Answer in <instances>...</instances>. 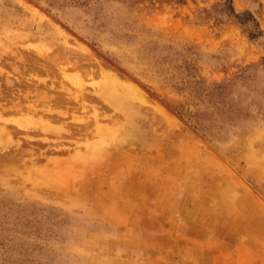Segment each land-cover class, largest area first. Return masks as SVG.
I'll return each mask as SVG.
<instances>
[{
	"label": "rangeland",
	"instance_id": "1",
	"mask_svg": "<svg viewBox=\"0 0 264 264\" xmlns=\"http://www.w3.org/2000/svg\"><path fill=\"white\" fill-rule=\"evenodd\" d=\"M223 3L0 0V264H264V0Z\"/></svg>",
	"mask_w": 264,
	"mask_h": 264
},
{
	"label": "bare ground",
	"instance_id": "2",
	"mask_svg": "<svg viewBox=\"0 0 264 264\" xmlns=\"http://www.w3.org/2000/svg\"><path fill=\"white\" fill-rule=\"evenodd\" d=\"M36 52H38L39 51V49H37V48H33ZM9 64V63H8ZM79 64L76 62V61H74L71 65H70V67L71 68H78V67H80V66H78ZM75 69V70H76ZM1 73V72H0ZM63 74V73H62ZM8 75V74H7ZM10 76V75H9ZM18 79V78H17ZM21 79V78H20ZM24 79V77L22 78V80ZM67 79V78H66ZM69 80L71 79V80H74L73 79V77L71 78H68ZM37 80H39V79H37ZM70 80V81H71ZM77 80V79H76ZM106 80V82H105V84L102 86V88H101V93H100V98H102L103 99V101H105V102H107V104L108 103H111V104H115V105H117V108H119V109H125V103H122L123 101L121 100V99H119V97L116 95V93H115V80H114V78H110L109 77V79H105ZM14 81H16V82H19L18 80H16V78L14 79ZM39 81H41V80H39ZM43 81V80H42ZM16 82H15V84H16ZM21 82V81H20ZM23 82V81H22ZM24 82H25V80H24ZM23 82V83H24ZM32 83V82H31ZM44 83V82H43ZM14 84V83H13ZM117 84V83H116ZM35 85H36V83H35ZM38 85H39V83H38ZM33 86V85H32ZM40 86H41V83H40ZM43 86V85H42ZM27 87V86H26ZM44 87V86H43ZM78 87V86H77ZM30 88V87H29ZM42 88V87H41ZM39 89V88H38ZM117 90V89H116ZM117 92V91H116ZM45 94V93H44ZM116 95V96H115ZM13 96V95H12ZM61 98V97H60ZM16 99H18V97L16 98ZM60 100V99H59ZM20 103V102H19ZM12 104H14V105H16V104H18V100L16 101V102H13ZM21 107V106H20ZM31 108H33V110L35 109V107H29V108H27L28 109V111L29 110H31ZM17 111V110H16ZM15 111V112H16ZM20 111V110H19ZM27 110H26V112H28ZM37 111V110H36ZM40 110H38L36 113H37V115H39V112ZM46 111V110H45ZM31 112H32V110H31ZM39 112V113H38ZM42 112V111H41ZM1 113V112H0ZM30 113V111L28 112V114ZM43 113V112H42ZM46 113V112H45ZM55 113V112H54ZM2 114V113H1ZM32 114V113H31ZM36 115V114H35ZM43 115H45L44 113H43ZM60 115V114H59ZM32 116H33V114H32ZM46 116V115H45ZM45 116H43V118L45 117ZM49 116V115H48ZM52 116V115H51ZM53 116H55L56 117V115H53ZM28 117V116H27ZM27 117H26V119H23V120H12L11 121V124L10 125H13V128L12 129H8V130H5L4 129V127L2 128V127H0L1 129H0V144L3 146V145H6V146H9V145H12V135L13 134H16L17 135V133L18 132H27L28 130H31L29 127H28V125H30V120L29 119H27ZM29 117L31 118V116L29 115ZM47 117V116H46ZM45 117V118H46ZM61 119L60 117H57V121L59 120V119ZM37 119H38V117H37ZM42 119V118H41ZM45 120V119H44ZM46 120H47V118H46ZM50 120V119H49ZM37 121V120H36ZM40 121V120H39ZM42 121V120H41ZM2 122H4V121H2ZM1 122V123H2ZM42 122H44V121H42ZM47 122V121H46ZM55 122H56V120H55ZM96 122V121H95ZM45 123V122H44ZM7 124V123H6ZM40 124H41V122H40ZM43 124V123H42ZM10 125H8V126H10ZM34 125V124H33ZM44 125V124H43ZM2 126V125H1ZM46 126H48V125H46ZM35 127V126H34ZM36 127H38V126H36ZM98 127V126H97ZM97 127L95 128L96 129V131L98 130L97 129ZM102 127V129H103V126H101ZM6 128V127H5ZM41 129V128H40ZM105 130H106V128H104ZM102 132L101 130H98L97 132ZM104 131V130H103ZM107 131V130H106ZM105 131V132H106ZM96 132V134H98ZM99 132V133H100ZM104 132V133H105ZM20 134V133H19ZM101 134V133H100ZM99 134V135H100ZM15 136V135H14ZM16 137V136H15ZM14 138V137H13ZM99 138H101L102 139V135H101V137H99ZM98 138V139H99ZM99 140V141H102V140ZM17 140V139H16ZM98 141V140H97ZM96 142V141H95ZM88 143V142H87ZM86 142H85V144H87ZM93 143V142H92ZM92 143H90L91 145H93ZM103 143V142H102ZM15 144V143H14ZM104 144V143H103ZM89 144H87L86 146H88ZM102 145V144H101ZM101 145H99V146H101ZM1 146V147H2ZM118 146V145H117ZM0 147V148H1ZM12 147H14V145L12 146ZM97 146L94 144L93 146H91V150H90V152H94V151H98V149L96 148ZM106 147V146H105ZM104 147V148H105ZM6 147H2L1 149H0V151H2L3 153H4V151L6 150L5 149ZM11 148V147H10ZM9 148V149H10ZM93 148V149H92ZM12 149V148H11ZM86 149V148H85ZM13 150H14V148H13ZM99 150H100V148H99ZM7 152L9 151L10 152V150H8V148H7V150H6ZM6 151H5V153H6ZM87 151H89V149H87ZM86 151V153H88ZM1 152V153H2ZM9 152L8 153H6V154H8V155H5L4 156V159L5 160H7V161H13V160H15L16 158L13 156V154H10L9 155ZM13 152V151H12ZM99 153V152H98ZM97 153V155H99ZM110 157V156H109ZM125 157V156H124ZM36 158V157H35ZM78 158H79V156H78ZM31 159V158H30ZM128 158L126 157V160H127ZM31 160H33V159H31ZM35 160V159H34ZM57 160H60V159H57ZM62 160V159H61ZM116 160V159H115ZM114 160V161H115ZM95 161V160H94ZM105 161V160H104ZM53 162V161H52ZM92 162V161H91ZM106 162V161H105ZM129 163H130V161H128ZM24 163V162H23ZM97 163V162H96ZM116 163V162H115ZM124 163H127V162H124ZM57 164H58V166H57ZM60 164H61V162L59 163V162H56V167H58V168H60L59 166H60ZM64 164V163H63ZM85 164H87V163H85ZM23 165V164H22ZM49 165V167L51 166V164H47L46 165V167ZM62 165V164H61ZM104 165V164H103ZM113 165V164H112ZM122 165V164H121ZM25 166V165H24ZM129 166V165H128ZM14 167H16V166H14ZM47 168V169H50L51 170V168L53 169V166L51 167V168ZM102 167V166H101ZM122 167V166H121ZM121 167H120V169H121ZM130 167V166H129ZM43 168V167H42ZM40 169V168H34V163L33 162H30V164H29V167H28V172L29 171H31L32 173L30 174V175H28V177L27 178H24V180H23V183H24V185L25 186H28V183H29V187H31L32 189H34V188H40V187H48V188H52V189H58V187H59V185H60V187L62 186V182H64V184L66 183H69L68 182V179H65L64 177H63V175H64V170H62L63 172H57L56 170H54V171H47L46 169ZM58 168H56V169H58ZM72 168H73V166H72ZM88 168V167H87ZM99 168V167H98ZM113 168V167H112ZM111 167L109 168V169H112ZM118 168H119V166H118ZM125 168V167H124ZM123 168V169H124ZM10 169L11 168H7L6 170H8V171H10ZM54 169H55V165H54ZM129 169V168H128ZM61 170V169H60ZM65 170H67V169H65ZM95 170V169H94ZM99 170V169H98ZM105 170V169H104ZM107 170V169H106ZM118 170V169H117ZM126 170H127V168H126ZM7 171V172H8ZM70 171H72V169L70 168L69 169V172ZM120 171V170H119ZM122 171V170H121ZM125 170H123V172H124ZM101 172V171H100ZM105 172V171H104ZM111 172V171H110ZM116 172V171H115ZM114 172V173H115ZM121 173V175L122 174H124V173ZM63 175H62V174ZM66 173H68V171L66 172ZM127 173V172H126ZM60 174H61V176L65 179H63L62 180V182H59V180H61V179H59V178H62V177H60ZM74 174V173H73ZM72 174V175H73ZM101 174V173H100ZM108 174V173H107ZM112 174V173H111ZM110 174V175H111ZM117 174V173H116ZM67 175V174H66ZM68 175H69V173H68ZM126 175V174H125ZM76 175H74V177H75ZM117 176H119V174L117 175ZM69 177V176H68ZM67 177V178H68ZM74 177L72 176V178L74 179ZM112 177V176H111ZM122 178V176H119V178ZM123 177L125 178V176L123 175ZM129 177V176H128ZM127 177V178H128ZM104 178V177H103ZM118 178V179H119ZM99 179V178H98ZM123 179V178H122ZM67 180V181H66ZM105 180H106V178H105ZM120 180V179H119ZM125 180H128V179H125ZM124 180V181H125ZM117 181V180H116ZM124 181L122 182L123 183V185H124ZM127 182V181H126ZM60 183V184H59ZM110 184H112L113 183V181H111L110 180V182H109ZM108 183V184H109ZM116 183V182H115ZM121 183V182H120ZM118 184V185H122V183L121 184ZM66 184H65V186H66ZM127 184H129V183H126L125 185H127ZM68 185V184H67ZM30 188V189H31ZM62 189V188H61ZM60 189V190H61ZM63 190V189H62ZM64 191H65V189H64Z\"/></svg>",
	"mask_w": 264,
	"mask_h": 264
},
{
	"label": "trees",
	"instance_id": "3",
	"mask_svg": "<svg viewBox=\"0 0 264 264\" xmlns=\"http://www.w3.org/2000/svg\"><path fill=\"white\" fill-rule=\"evenodd\" d=\"M91 0H74L76 4L79 6L86 7ZM123 4L132 6L141 3H148L152 6L155 3L162 4V3H175V4H183L185 0H116ZM223 14L227 17H230L234 20V23L243 27V32L247 35L248 39H255L258 38L261 32L258 29L256 21L250 15L249 12H241L235 14L231 8V0H224L223 3Z\"/></svg>",
	"mask_w": 264,
	"mask_h": 264
}]
</instances>
